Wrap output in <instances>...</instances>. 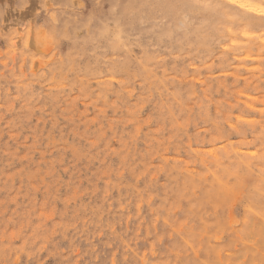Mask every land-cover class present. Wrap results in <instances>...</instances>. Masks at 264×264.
Listing matches in <instances>:
<instances>
[{
    "label": "rangeland",
    "instance_id": "1",
    "mask_svg": "<svg viewBox=\"0 0 264 264\" xmlns=\"http://www.w3.org/2000/svg\"><path fill=\"white\" fill-rule=\"evenodd\" d=\"M91 7L0 0V260L264 264V23L98 60Z\"/></svg>",
    "mask_w": 264,
    "mask_h": 264
},
{
    "label": "clouds",
    "instance_id": "2",
    "mask_svg": "<svg viewBox=\"0 0 264 264\" xmlns=\"http://www.w3.org/2000/svg\"><path fill=\"white\" fill-rule=\"evenodd\" d=\"M76 2L83 8L89 0ZM91 4L78 28L86 37L89 54L98 60H103L106 55L131 56L133 48H140L141 37L134 34L133 26L141 35L147 33L159 42L183 43L189 30L202 27L188 24L189 14L193 11L217 12L226 22L239 17L242 21L258 18L264 23V0H241L239 4L235 0H91ZM177 21L182 22L179 28ZM260 211L264 216V208ZM0 264L5 262L0 260Z\"/></svg>",
    "mask_w": 264,
    "mask_h": 264
},
{
    "label": "bare ground",
    "instance_id": "3",
    "mask_svg": "<svg viewBox=\"0 0 264 264\" xmlns=\"http://www.w3.org/2000/svg\"><path fill=\"white\" fill-rule=\"evenodd\" d=\"M213 2H215V0H213ZM235 2H236L237 4H239V3H241V0H235ZM249 2H254V0H249ZM237 10H239V12H242V11H243V9H237ZM234 18H235V17H234ZM234 18H233V19H234ZM243 21H244V20H243ZM243 21L241 20L240 22H243ZM245 21H246V20H245ZM256 21H260V20H259L258 18L255 19V20H247L246 22H243V24H244V26H251V25L255 24ZM227 23H228V22H227ZM235 23H236V22H235ZM261 23H262V22H261ZM237 24H239V23H237ZM198 25H203V23H202V24H198ZM230 25H231V24H230ZM223 26H224V25H223ZM235 26H236V25H235ZM254 26H255V25H254ZM225 27H226V26H225ZM219 28H220V27H219ZM223 28H224V27H223ZM227 28H229V27H227ZM245 28H246V27H245ZM249 28H251V27H249ZM249 28H247V29H249ZM211 29H212V28H211ZM211 29H210V31H211ZM224 29H225V28H224ZM243 29H244V28H243ZM225 30H226V29H225ZM244 30H245V29H244ZM213 31H214V30H213ZM218 31H219V30H217L216 35L218 34ZM227 32H228V31H227ZM229 32H230V31H229ZM231 32H233V31L231 30ZM234 32H235V31H234ZM238 32H239V31H238ZM244 32H245V31H244ZM140 33H141V32H140ZM211 33H212V32H211ZM222 33H223V32H222ZM204 34H207V32H205ZM227 34H228V33H227ZM232 34H233V33H232ZM235 34H236V33H235ZM225 35H226V34H225ZM225 35H224V36H225ZM229 35H231V34H229ZM229 35H228V36H229ZM203 36H204V35H203ZM207 36H211V35H207ZM224 36H223V38H224ZM220 37H221V36H220ZM220 37H219V39H220ZM209 38H210V37H209ZM216 38H217V37H216ZM221 38H222V37H221ZM225 38H226V36H225ZM199 39H200V38H199ZM204 39H205V38H204ZM219 39H218V40H219ZM197 40H198V38H197ZM200 40H202V39H200ZM207 40H208V39H207ZM210 40H211V39H210ZM202 41H203V40H202ZM202 41L200 42L201 44H202ZM211 41H213V40H211ZM192 42H193V41H192ZM192 42H190L191 45L194 44V43L192 44ZM216 42H217V41H216ZM216 42H215V43H216ZM158 44H159V43H158ZM161 44H163V43H161ZM161 44H160V45H161ZM186 44H187V43H186ZM190 44H189V45H190ZM194 45H195V44H194ZM203 45L205 46V43H203ZM167 46H168V45H167ZM171 46H172V44H171ZM161 47H162V46H161ZM187 47H188V46H187ZM187 47H186V48H187ZM199 47H201V45H200ZM205 47L208 48L207 46H205ZM171 48H172V47H171ZM184 49H185V48H184ZM191 49H192V48H191ZM202 49H203V48H202ZM208 49H209V48H208ZM170 50H171V49H170ZM188 50H189V49H188ZM194 52H195V51H194ZM194 52H192V53H194ZM198 53H199V52H198ZM202 54H203V53H202ZM204 54H205V53H204ZM147 61H148V59H147ZM263 146H264V145H263ZM263 153H264V152H263ZM262 155H263V154H262ZM260 160H261V159H260ZM259 162H260V161H259ZM262 172H263V171H262ZM263 175H264V173H263ZM261 176H262V175H261ZM262 182H263V180H262ZM262 182H261V183H262ZM260 187H261V186H260ZM260 189H261V188H260ZM262 189H263V188H262ZM254 192H255V191H254ZM263 194H264V193H263ZM255 195H256V194H255ZM255 195H253V196H255ZM263 196H264V195H263ZM256 197H258V195H257ZM261 198H262V197H261ZM253 199H254V198H253ZM259 206H260V205H259ZM260 210H261V209H260ZM255 212H256V211H255ZM253 213H254V212H253ZM260 213H261V212H260ZM255 227H256V226H255ZM257 227H258V226H257ZM257 227H256V228H257ZM261 227H262V226H261ZM256 228H255V229H256ZM256 232H257V230H256ZM263 234H264V233H263ZM216 261H217V260H215V262H216ZM214 264H215V263H214Z\"/></svg>",
    "mask_w": 264,
    "mask_h": 264
}]
</instances>
